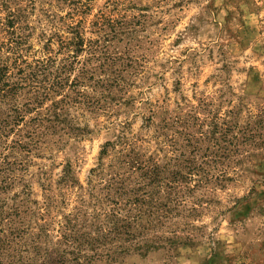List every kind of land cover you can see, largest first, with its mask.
<instances>
[{
    "label": "rangeland",
    "instance_id": "obj_1",
    "mask_svg": "<svg viewBox=\"0 0 264 264\" xmlns=\"http://www.w3.org/2000/svg\"><path fill=\"white\" fill-rule=\"evenodd\" d=\"M16 55L50 58V89H21L18 120L1 105L0 228L19 205L50 244L123 206L122 181L165 238L90 264H264V0H0Z\"/></svg>",
    "mask_w": 264,
    "mask_h": 264
},
{
    "label": "trees",
    "instance_id": "obj_2",
    "mask_svg": "<svg viewBox=\"0 0 264 264\" xmlns=\"http://www.w3.org/2000/svg\"><path fill=\"white\" fill-rule=\"evenodd\" d=\"M49 60L50 58H41L26 63L21 60L20 55H16L11 62L0 58V126L7 123L6 119L2 118L4 111L2 104L10 106L9 112L17 116L16 120L21 117L22 112L29 110L31 102L23 106L16 104L17 93L24 87H31L33 91H37L36 93H40L39 88L43 89L40 95L32 96L34 103H38L41 97H46L45 92L50 88L41 84L44 78L39 79V75L48 66ZM3 169L0 163V172ZM7 181V177H0L1 190L6 187ZM114 183L116 188L113 192L121 197H128L123 206L119 205L118 208L111 209L109 214H105L97 224L94 222H88L86 225L83 222L78 224L77 215L74 219L68 218L63 224L59 240L54 242L50 240V244L46 238L41 240V233L45 230L41 227V232L32 235L30 240L23 239L22 234H25L29 228L24 216L27 211H20L19 205L12 206L11 214L15 217V222L7 229L0 228V264H90L97 256L103 254L98 250L100 247L105 248L106 257H111L117 251L128 252L129 248L122 246V243L114 246L115 240L129 242V247L134 251L155 247L165 236L162 233H153V235L150 233L153 228L163 226V223L159 222L147 228L140 222L141 214L147 210L143 204L144 198L137 193L141 188L126 190L122 181ZM130 194L137 195L131 197ZM85 227L89 229L85 230ZM167 239L170 238L166 237ZM88 251L93 253L89 254Z\"/></svg>",
    "mask_w": 264,
    "mask_h": 264
}]
</instances>
